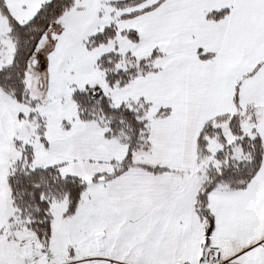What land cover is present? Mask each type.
<instances>
[{"label":"snow or ice","instance_id":"1","mask_svg":"<svg viewBox=\"0 0 264 264\" xmlns=\"http://www.w3.org/2000/svg\"><path fill=\"white\" fill-rule=\"evenodd\" d=\"M0 264H264V0H0Z\"/></svg>","mask_w":264,"mask_h":264}]
</instances>
